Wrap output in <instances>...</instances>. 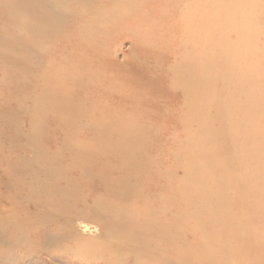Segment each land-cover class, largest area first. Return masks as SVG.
Wrapping results in <instances>:
<instances>
[{
  "label": "rangeland",
  "instance_id": "1",
  "mask_svg": "<svg viewBox=\"0 0 264 264\" xmlns=\"http://www.w3.org/2000/svg\"><path fill=\"white\" fill-rule=\"evenodd\" d=\"M10 1L0 0V211L19 198L20 217L34 216L25 198L44 197L46 179L33 157L58 154L69 183L58 180L55 188L72 187L77 208L119 189L117 181L139 186L128 204L135 221L147 217L144 205L174 200L159 215L184 248L173 246L174 260L162 264H183L187 252L188 264H201L192 205L223 212L213 196L229 192L237 219L239 204L264 202V0H232L229 10L227 0L205 7L190 0ZM37 2L48 11V35L29 18ZM17 8L26 16L17 18ZM204 8L215 13L203 18ZM246 150L254 154L245 161ZM244 181L252 193L239 189ZM37 229L24 239L0 234L11 242L0 260L40 264L23 253L39 255L44 229ZM231 251L226 264H257L237 238Z\"/></svg>",
  "mask_w": 264,
  "mask_h": 264
},
{
  "label": "bare ground",
  "instance_id": "2",
  "mask_svg": "<svg viewBox=\"0 0 264 264\" xmlns=\"http://www.w3.org/2000/svg\"><path fill=\"white\" fill-rule=\"evenodd\" d=\"M201 1V6L205 7L215 0H190L189 3L195 5V2ZM24 2L27 3L26 0ZM232 2V0H227V3L224 2L223 4L226 3V8L229 10ZM10 3L14 5L16 2L11 0ZM251 4L252 0L246 3L247 6ZM31 5L33 12L29 18L35 19V24L39 25L36 27L40 28L44 35H48L50 31L44 30L47 28L44 25H47L45 15L48 13V11L44 12L45 4L37 2ZM18 8L15 16L17 18L25 17L26 15H18ZM239 8L243 10L242 20L249 19L248 8L246 6H239ZM207 11L208 8L201 9V17L205 18L215 13L214 11ZM193 13H197V11H193ZM256 75V72L252 73V76ZM236 118L234 115L233 123L237 127ZM202 131L201 128L198 132L202 133ZM217 141L222 143L223 137ZM238 147H243V145L239 144ZM253 154L247 153L246 150L243 153V160H248ZM33 158L32 163L41 165L39 171L45 175L46 179V187L40 189V193H43L44 197L25 198L26 202L31 199V203L29 202L28 205L34 209L35 215L30 216L28 213L27 219L20 217L17 204L19 198H15L16 202L11 204L10 208L5 207L2 209L4 210L2 213V210L0 211V234L11 233L17 238L20 236L24 239L27 233H34V230L37 231L40 226L44 229L41 233L43 243L41 251L36 252L39 255L35 256L30 250L24 249L23 253L26 256L38 257L40 264H162L164 261L174 260L171 257L173 246L178 247L180 251L184 248L183 244L178 245L176 243L181 237H179L178 232V235L174 232L172 222L165 221L163 216L159 215H165L164 213L171 205H178L174 200L170 199L171 205L161 203L157 209L152 204L144 205L142 213L144 214L147 210V217L142 216L144 219L140 218L141 221H135V218L131 217L132 213H128V204L132 197H135L132 192L139 189V186L129 187L127 181H117L118 186L116 188L119 189L115 190L114 188L108 191L105 196L95 198L90 207L80 209L76 207L78 202L72 196V187L64 190L55 188V182L58 180H66L65 182L69 183L67 178L65 179L66 172L58 166L59 155H55L54 159H49L40 151ZM135 168L138 169L141 166ZM224 180L228 183L226 177ZM239 189L246 193H252V182L244 181ZM262 192L264 194V190ZM69 199H72L71 204L68 202ZM215 199L216 201H223V212L213 211L211 204L203 207L206 211L199 210L196 205H192L189 211L192 217L189 218V221L194 223L192 232L197 238V243H193L196 245L197 255L201 254L199 262L201 264H214L216 261L219 264H226L225 259L231 261L232 255L230 256V254H233L231 247L237 238V241L243 242L249 250L256 254L254 259L256 258L255 262L259 264L260 259H264V247L259 245L260 238L264 240V236L261 237V234H264V225H261L264 224V202L250 204L251 201L247 200L239 204L237 207L240 210V217L234 219L236 217H232L228 211L230 209L229 204L232 202L229 192H224L222 195L217 193L213 196V200ZM192 201L190 199V203ZM234 209L237 210V208ZM255 213L257 214L253 217ZM179 216L180 219L184 218L183 214L179 213ZM131 218H133V225L128 226L130 222L127 220ZM252 218H254L253 221ZM250 223L252 224L251 227ZM248 224L250 225L247 226ZM51 227L53 229L50 230ZM10 243V241L1 240L0 250L7 249L11 246ZM187 254V257L182 260L183 264H188L190 261L191 253L187 252ZM242 256L246 257L243 253L237 259L239 260ZM16 263L17 260L13 264ZM0 264H4L2 260H0ZM166 264H169V261Z\"/></svg>",
  "mask_w": 264,
  "mask_h": 264
}]
</instances>
